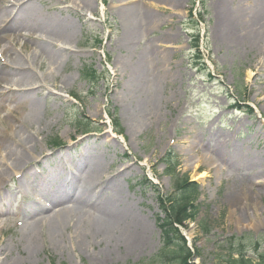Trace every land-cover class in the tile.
I'll return each instance as SVG.
<instances>
[{"label":"rangeland","instance_id":"obj_1","mask_svg":"<svg viewBox=\"0 0 264 264\" xmlns=\"http://www.w3.org/2000/svg\"><path fill=\"white\" fill-rule=\"evenodd\" d=\"M214 1L203 0V9L197 6L199 0H182L180 7L162 0H89L91 6L78 1L80 16L60 0L29 2L37 19L71 23L75 35L59 48L64 50V62L58 63L54 75L57 86L33 94L42 102L38 121L44 123L37 136L38 150L51 156L73 147L69 153L79 158L82 148L97 147L103 155L99 158L106 162L107 178L110 176L107 183L117 177L137 216L133 233L140 229L144 241L135 251L125 243L81 249L70 229L60 248L40 242L38 253L30 255L23 237L32 218L0 203L5 213L0 216V264H138L150 259L161 247L158 219H166L164 213L170 217L168 200L182 194L181 189L175 191L176 179H184L183 189L192 191L188 202H179L182 213L175 221L193 250L202 255L195 264H227L233 238L260 240L258 248L251 242L244 245L248 258L264 252V167L237 157L246 152L264 165V55L257 45H229L216 39ZM117 2L121 4L115 9ZM0 7H5L1 1ZM128 7L139 9V17L143 15L146 23L144 14L151 15L154 23L150 27L143 23L144 30L133 42L123 38L130 25L120 11ZM200 13H205L204 20ZM199 28L203 42L197 53L190 46L196 45ZM33 40L18 37L13 46L0 38V46L6 45L25 61L28 54L22 47H34ZM149 47H153L150 55ZM147 55L152 58L148 60ZM117 60L119 81L115 80ZM50 63L46 60L39 71L49 72ZM0 64L8 65L1 54ZM134 68H138L136 81ZM148 70L149 84L143 81ZM64 78L66 85L61 84ZM133 82L137 93L129 92ZM142 83L147 84L143 91ZM16 89L2 84L0 95ZM150 102L154 105L152 118H138L131 130L134 111ZM7 106L18 118L24 116L15 104ZM5 115L1 112V117ZM84 127L87 131L80 133ZM0 131L4 133L3 126ZM213 136L224 141L223 148L216 147ZM84 137L97 139L98 144L77 148ZM57 142L61 144L54 148ZM44 165L45 161L34 172L41 176L47 171ZM81 174L85 176L82 169ZM18 187L15 179L0 194L11 193L12 204L24 205L26 210L32 206L30 199ZM185 218L191 220L183 221ZM203 222L208 235L200 231Z\"/></svg>","mask_w":264,"mask_h":264},{"label":"bare ground","instance_id":"obj_2","mask_svg":"<svg viewBox=\"0 0 264 264\" xmlns=\"http://www.w3.org/2000/svg\"><path fill=\"white\" fill-rule=\"evenodd\" d=\"M0 1L7 6L10 4L14 8L17 7L22 14L18 20V14L15 15V23L11 26L20 31L19 35L9 36V42L13 46L17 36H24L29 40L37 36V41L33 40L36 47L27 45L22 47L28 54L25 61L12 54L6 45L0 49L1 56L8 63L7 66L0 64V88L2 84H10L18 91H8L0 95V126L5 129L4 133L0 131V190L5 188L8 182L18 179V190L27 194L32 200L29 202L32 206L28 209L24 210V205L17 208L18 212L21 211L20 214L32 218L23 237V242L27 245L30 255L38 253L40 242H49L60 248L66 243L64 236L70 229L71 234H74L73 240L81 249L92 244L106 245L111 248L120 247L122 243H125L129 250L140 249L144 238L140 229H138V234L133 233L132 224H136L135 221H137L135 211L125 200L117 177H112L110 180L113 181L107 183L110 176L107 178L106 162L99 158L103 155L97 147L84 148L79 158H73V155L69 153L73 147L68 149L67 153L51 156H46L43 151L38 150L37 136L42 132L44 123L38 121L42 102L35 99L33 94L41 92L42 89L57 86V79L54 75L58 73V63L64 62L62 57L64 50L59 48L60 46L65 47L71 38H74L72 24L58 19L51 23L50 20L37 19L32 8L27 4L33 0ZM78 1L80 4L91 6L89 0H60V4L73 8V14L80 16V10L76 7ZM162 1H168L175 7H180L182 0ZM214 3L218 12L216 39L229 45L251 44L252 47L257 45L264 55V0H215ZM120 4L117 2L115 9ZM7 13L0 8V26L7 19ZM120 13L130 25L123 35L125 42L134 41L140 31L144 30L143 23L147 27L154 24L153 17L147 13L144 14L148 20L147 23L143 15L139 17V9L128 7ZM152 50L153 47H149L147 54L150 55ZM148 55L149 60L152 56ZM46 60L51 62L49 72L41 73ZM119 64L117 60L119 72L115 77L117 81H119L120 74ZM132 73L136 81L138 68H134ZM150 76L149 70L146 71L143 81L149 84ZM57 77L60 79L59 76ZM134 82L128 89L129 92L132 89L134 93H137V85ZM32 84L35 86H30ZM61 84H68V80L64 78ZM147 84L142 83V91ZM36 86L37 89L34 90ZM49 86L51 88H48ZM28 88H31V91ZM61 89L63 90L64 87ZM8 103L15 104V108L22 110L24 116H19V118L15 116L12 109L7 106ZM153 108L154 105L150 102L142 106L140 111L135 110V116L129 120L130 129L134 128V122L138 118L140 120L152 118ZM1 112L6 113L5 117H1ZM213 140L216 147L223 148L222 139L213 136ZM85 143L98 144V141L84 137L78 141L76 146H82ZM239 156L264 167L263 162L256 161L246 152L243 155H237ZM48 160L55 164L49 163ZM44 161V168L47 171L40 176L39 172H34V169L43 166ZM212 161L219 169L217 160L212 159ZM230 161L227 162L230 163ZM81 169L85 176L76 174V172H81ZM104 191L110 192V195L106 197ZM11 199V193L0 194V203H4L9 211L13 207ZM1 204L0 216L5 214L1 209ZM43 228H46V231Z\"/></svg>","mask_w":264,"mask_h":264},{"label":"trees","instance_id":"obj_3","mask_svg":"<svg viewBox=\"0 0 264 264\" xmlns=\"http://www.w3.org/2000/svg\"><path fill=\"white\" fill-rule=\"evenodd\" d=\"M195 48L198 49L199 39L197 38ZM181 180H177L175 186L178 189L182 190V194L177 198L172 196L173 199L168 200L167 204L171 205V216L165 219H159L160 228L162 231V246L158 253L138 264H194L189 262L188 258L191 259L193 257H201V254L196 251L195 254L188 248L187 242L185 238L180 233V230L177 228L178 222L175 221L176 215L182 213L180 210L181 203L184 200L186 202L192 196V191L189 188L183 189V185L181 184ZM169 212V210H168ZM166 214V213H165ZM189 218L183 219V221H187ZM201 229H203L201 227ZM204 233L206 230H204ZM235 242L238 247H242L243 242H240L239 239H235ZM235 244V245H236ZM253 244H255L253 242ZM230 247H234L231 245ZM227 264H264V252L256 256L255 260L249 259L245 256L243 252L239 249H230L227 257Z\"/></svg>","mask_w":264,"mask_h":264}]
</instances>
